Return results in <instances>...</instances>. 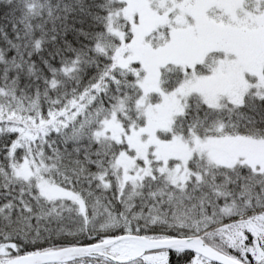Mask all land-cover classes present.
Instances as JSON below:
<instances>
[{"label":"snow or ice","instance_id":"snow-or-ice-1","mask_svg":"<svg viewBox=\"0 0 264 264\" xmlns=\"http://www.w3.org/2000/svg\"><path fill=\"white\" fill-rule=\"evenodd\" d=\"M0 264H264V0H0Z\"/></svg>","mask_w":264,"mask_h":264}]
</instances>
